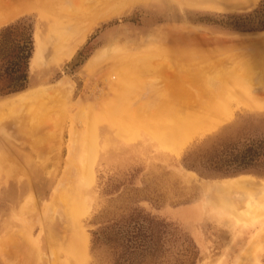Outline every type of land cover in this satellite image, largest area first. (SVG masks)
Listing matches in <instances>:
<instances>
[{
  "label": "rangeland",
  "instance_id": "rangeland-1",
  "mask_svg": "<svg viewBox=\"0 0 264 264\" xmlns=\"http://www.w3.org/2000/svg\"><path fill=\"white\" fill-rule=\"evenodd\" d=\"M64 1L72 2V0H52L46 7L19 14L1 23L0 29L25 18L34 23L35 34L37 31H44L43 35H47L48 28L55 20L57 21L60 16L64 19L67 17L68 2ZM77 1L72 3L79 5L80 2ZM83 1L81 4L88 3V0L87 3L86 0ZM111 1L109 3H113ZM116 2V7L114 5L113 8L117 10L81 24L74 36H80L83 40L73 48L71 55L55 62V65L32 67L36 52L35 39V52L30 63L27 90H35L44 85L58 86L60 92L63 91L62 94L65 95L59 96V99L66 100L63 99L62 102L58 99V102L48 103L53 108L39 105L32 109L26 108L30 111L15 112V110L14 113L9 111L8 113L5 111L6 114L0 113V153L3 151L1 154L6 157L2 159L3 161L0 160L2 170L0 172V239L2 242L7 240L8 246L12 247L11 239L15 236L13 232L19 230L23 224L18 219L20 209L24 205L31 204V197L37 200L39 208L51 203L68 159V149L71 145L69 135H73L76 129L75 134L78 135L81 144L89 145L86 157L88 154L91 162L88 182L80 196L85 203L82 211L74 213V228L78 229L74 233L77 235L74 239L79 238L82 246L75 256L69 253V249L63 247L59 264H67V261L68 264H111L110 257L106 253L98 255L93 253V233L104 224L121 222L123 217L136 209L164 220L169 225L170 250L166 264H182L186 260L188 262L185 264H235L237 257L251 241L253 233L251 234L249 228L258 223L261 217L264 218V215L256 219L251 218L252 221L249 219L248 224L239 222L238 215L233 213L235 211L233 205L231 206L230 203H226L227 206L230 204L229 207L225 205V208L230 210L231 214H229L221 207L224 206L223 203L212 201L206 195V189L212 191L217 183L233 178L241 180L243 177H250L263 180L264 175L253 173L206 179L185 168V156L195 150L203 151L209 146H212L211 148L225 146L247 138L264 139V112L234 109L231 115H225V118H222L211 130L205 131L203 135L198 133L191 137L188 133L184 139L176 141L177 143L166 145L164 144L166 142L162 141L160 131L144 128V123L138 124L140 123L138 122L134 126L128 121L130 127L123 129L124 122L122 123L121 118L128 112L127 110L132 112V107L146 98L148 95L146 93L150 91L147 86L152 85L150 82L153 80L152 77L149 78V82L145 84L146 89L143 83L139 84L136 78V81L134 80L137 70L134 75L131 70L137 68L132 69L128 66L124 69L126 64L123 66L118 60L122 55H125L124 59L126 55L156 53L162 57L159 60L155 57L153 61L160 70L162 68L163 75L173 74L178 78L188 66L177 64L175 57H172L174 58L172 61L171 55L167 59V56L161 54L162 49L171 50L170 53L177 49L181 53L191 51L194 53L193 57L195 53L200 55L211 52L210 57L229 53L235 50L236 46L233 45L238 43V37L264 32V0H259L253 7L240 6L233 10L224 9L223 5L213 0H116ZM164 57L167 61H164ZM161 60L164 66L159 63ZM170 60L172 63L174 61L177 63L172 65L169 63ZM113 62L114 64H111ZM166 66H169L171 72H167ZM122 68L127 70L126 72L130 69L129 74L132 73V80L137 83L131 84L132 81L129 82L124 78L123 81L120 80L118 72H121ZM203 81L202 85L205 84ZM120 82L123 84H119ZM127 86L130 88L129 91L126 89ZM189 89L190 95L195 96L193 90L196 88L192 90V87H189L188 91ZM15 95L17 94L0 96V105L14 98ZM170 96L166 95V99L169 97L170 102L174 101ZM128 105H132L131 108ZM124 117L123 121L126 119ZM60 127L64 128L61 138ZM130 128L134 130L130 131ZM32 130L35 131L33 136ZM80 142L77 144L79 150ZM10 144H16L22 152H13L8 146ZM204 156L205 154L195 155L191 163L200 166ZM82 158V155L81 158L74 157L80 167L87 162V159L83 161ZM238 197L244 198L247 194L239 193L234 200H238ZM255 198L256 196L252 194L247 197V201L252 202ZM249 209L254 210L251 206L248 212ZM258 211H256L257 216H260L263 210L261 208L260 212ZM82 212L85 214L83 215ZM247 214L243 216L247 218ZM54 217V225L57 228L62 223L56 213ZM36 219L33 218L31 221H38ZM48 226L49 223L45 220L41 225H36L33 237L38 239L41 227L46 230ZM60 227L56 231H60ZM71 229L74 231L73 228ZM71 229H67L68 234L73 232ZM39 241L36 244L38 246L39 243L46 260L44 261L42 257V262H35V257L39 256L36 255L38 248H35V251H32L34 253L31 259H33L29 262L50 264V259L51 261L53 259L46 235L43 234ZM63 243L68 247L67 239ZM2 246L4 255L10 247L4 244ZM184 250H187V254ZM65 251L68 253L66 254ZM262 252L253 264H264V252ZM1 257L3 256H0V264H9L5 263L6 260L3 263L5 255L3 259ZM31 259L29 257L27 260L22 259L23 262L20 261L19 264H24V261L29 264L28 260Z\"/></svg>",
  "mask_w": 264,
  "mask_h": 264
},
{
  "label": "bare ground",
  "instance_id": "bare-ground-1",
  "mask_svg": "<svg viewBox=\"0 0 264 264\" xmlns=\"http://www.w3.org/2000/svg\"><path fill=\"white\" fill-rule=\"evenodd\" d=\"M51 1L52 0H0V24L7 22L11 18H14L19 14L26 13L31 10H36L42 7H46L49 5ZM73 1L75 0H72V2ZM81 1L84 2L83 0ZM81 1L78 0L77 2H80L81 4L82 3ZM92 1L93 2H91V0H88L87 3L86 0L85 1L87 3L86 5L84 4L80 5L78 3L80 6L77 5L76 3H72V2L69 3L70 1L69 2L64 1L65 3L68 2L67 3L68 8L66 7L67 17H65L64 19L62 18V16H60L57 21L55 20L48 28L49 33H47V35H43L44 31L42 32L37 31L35 34L36 52L32 62V67L40 68L43 65L49 67L51 65H55L56 64L55 62H59L60 60H63L65 57L71 55L73 48L78 44H80L81 41L83 40V38L80 39V36L79 37L74 36V33L81 26V24L83 23L86 24L88 23L89 20L94 21L97 18H100L106 14L108 15L112 13L114 10H117L113 8L114 5L116 7V3H117L116 0L115 1L112 0L113 3H109L111 0H92ZM213 1H215V3L217 4L223 5L224 9L226 8L233 10L235 7L237 8L240 6L253 7L259 0H213ZM70 4L71 6H69ZM78 35L79 34H77V36ZM73 36L75 37V39L73 38ZM237 40L238 43L236 45H233L236 46L234 47L235 50H232L229 53L225 52L222 53L221 55L219 54L220 56L217 57H210L211 52L210 54H207L208 53L207 52L206 54L201 53L200 55L195 53L193 57L192 55L194 53H191V51H185V52L183 51L184 53H181L178 52L180 50L177 49V51L174 52L172 51L170 53L169 51L171 50L162 49L163 51H161V54L167 56V59L168 57H170V55L171 58L172 57L176 58V61L178 63L175 61L173 63H177V64L180 63L182 66L183 65L188 66V68L185 69L183 73L178 75V78L174 77L173 74L163 75V73L161 72L162 68L160 70L157 64L154 63L155 57L156 58L158 57V60L162 57V56L159 57L158 56L159 54L157 55L156 53H152V52H142L141 54H137V55L134 54V56L137 58H135L133 55L132 56L126 55V58L124 59L123 57L125 55L119 56L122 59L119 58V60L118 59L117 60L121 62L123 66L126 64L124 69H127L128 66L129 67L131 66L132 69L137 68L131 71L133 72L134 75V72L137 70L138 74L135 72L137 76L134 75L135 76L134 80L136 81L137 79V82H139V84L140 82L143 83L144 85L147 84L151 79L150 77H152L151 80H153L152 82H150L152 83V85L148 84L150 87L147 86L148 91L149 90L150 91L146 93L148 94L146 98L144 97L145 99L144 100L142 99L141 103H139L135 107H132L133 108L132 112H129V110L125 108V110H127L128 112H126V114L123 113L124 115L121 114V117L122 115L123 117L124 116L126 117L124 121H123V117L121 118L122 123L124 122L123 129L124 130L128 129V126L130 127L131 124L135 126L137 125L136 123L138 122H140L138 124L144 123L143 125L144 128H148V129L150 128L152 129V131L153 129L160 131L159 133L162 138V141L166 142L164 144L170 145L171 143L172 145V143L174 144L177 143L176 141H180L184 139L186 137V134L188 133L191 137L198 133H201L203 135L205 131L214 128L215 125H217V123L222 118H225V115L226 116L231 115L234 109H245V110L247 109V110H251V112L252 111L264 112V32L246 37H238ZM127 56L128 58H130L129 59L130 61L126 60L128 59ZM164 58H163L164 61H167L166 57ZM173 59L174 58H172V61ZM120 60H122L123 62ZM134 61H137V63ZM116 63L117 62H115V64ZM159 63L164 64L162 60ZM169 63L170 64L172 63L171 60ZM111 64H114V62ZM177 64H175V66ZM168 67L166 69H168ZM124 69L122 68L121 72H118L120 74L119 75L120 80L123 81L124 78L126 80H129V82L132 81L131 84L137 83L134 80H132L133 75H131L132 73L129 74V72H131L130 69L128 70V72H126L127 70L125 71ZM123 70L129 75L126 73L125 75ZM167 72H171V69L170 71L168 69ZM172 72L174 73V70ZM164 73H166V71ZM174 75H176V72L174 73ZM123 76H125L126 78ZM201 80L202 81L204 80L203 82L205 84L202 85ZM119 84H123V83L120 82ZM57 87L58 86L55 87L53 85H46V86L44 85V87H39L35 90L29 89L25 92L23 91L21 93H17V95H15L14 98L5 101L0 105V113L4 114L5 111L14 113L15 110H16L15 112L21 110L30 111L27 110L26 108L32 109L39 105L50 108L52 107V105H49L48 103H51L52 101L58 102L59 100L60 101L62 100L63 102L64 98L59 99V96L61 97V95H64L62 94L64 92L63 91L60 92L61 90H59ZM189 87H192V90L195 88L197 89V91L196 89L193 90L195 91L196 94V95L194 94L195 96H193V94L190 95L191 90L189 89L190 91H188ZM126 89L127 91H129L130 88L127 86ZM166 95L167 96L171 95L174 101H171L172 102L171 103L170 100H168L169 97H167L166 99ZM116 99L119 100V98ZM128 106H130L131 108L132 105H128ZM128 121L129 123H131L130 125L129 123H127ZM61 127H60V131L64 129V128L61 129ZM131 130L133 131L134 129L130 128V131ZM31 132H33L32 133L33 136L35 131L32 130ZM36 132L37 134H39L38 130ZM75 133H76V129L74 131V134ZM74 134L69 135L70 136L69 141H71V145L68 149V155H67L68 159L65 162L66 163L65 169L63 171L61 178L59 179L51 203H46V204L44 203L45 205L43 204L44 206L42 208H39L38 206L39 204L37 203V200H35L34 197L33 198L31 197V204L24 205L20 209V215L18 219L20 220V222L22 221L23 224L22 226H20L19 230L17 229V231L15 230V232H13L15 236L14 237L11 236L13 238L11 239L12 247L8 246L9 243H7V240L6 241L4 240V242H6L4 243L0 239V253H1L0 256H3L1 257V259H3L5 255V259H3V263L4 260H6L5 263L19 264L23 262V260H27L28 257L29 259H31L32 254L34 253L32 251L33 250L35 251V248H38L36 250L37 251L36 255L37 254L39 255L37 256L39 260L37 261V258L35 257L36 259L35 262H40L43 259L45 261L46 255H44V252L39 247L40 246L39 243L38 246L36 244V242H40L39 240L43 236V234L46 235L47 241L49 242L48 245H49V250L51 252L50 255L53 259L52 261L50 259V262L52 264H59L60 253L63 251L62 250L63 247H65L64 249L67 250L69 249V253H71V255L73 256L78 254V252L81 250L82 243L80 242V239L79 238H77V240L74 239L76 235L74 233L78 230V229L76 230V227L74 228L75 225L74 213L82 211L83 209L85 201L80 196L83 192L84 186L88 182V178L91 171V162H90V156L88 154L86 157V150L89 151L88 148L89 145L86 146L81 144L78 135L77 134L74 135ZM59 135H60L59 137L61 138V136L63 135V130L59 133ZM79 142H80V150L77 148V144ZM8 146L15 153L22 152V150H20V148L16 146V144L15 145L10 144ZM1 153H0V160H2L3 158L6 159V157ZM60 153H61V149H60ZM77 154H79V156H77ZM21 155H23V153H21ZM81 155L83 156L82 160L85 161L87 159V162L83 163L82 166L80 167L75 161L74 157L81 158ZM59 163H58V169L60 166ZM0 172H2L1 168H0ZM215 186L216 188L214 189L211 188L212 191L206 189L207 190L206 195L209 196L212 201L223 203L224 206L223 205L221 206V204L218 205L223 207L224 211L229 212V214H231L229 208H227L228 210L225 208L227 206L226 203H230L231 206L233 205L232 208L235 211L234 210L232 211H234L233 212L234 215L239 216V217L237 216L238 220L239 219L241 220L242 218V221L239 220V222H246V224H248L249 219L252 221L251 218L256 219L264 215V179L256 180L250 177H243V179L237 180L233 178L222 183H217ZM239 193H242L244 195L247 194L248 198L253 194L254 196H256V198L252 202H248L247 197L244 198L238 197V200H234L235 197H237V194ZM230 204H228L227 207H229ZM249 206H251L252 209L254 210L249 209L248 212ZM261 208L263 211H261L260 216H257L258 213H256V211L259 210L258 212H260ZM54 212L56 213V216L59 217V220L62 223V225H60L61 227L59 226L60 231H56L59 227L56 228L54 225L55 223ZM243 212L246 213L244 214ZM82 214L84 215L85 213L82 212ZM246 214L250 216L249 218L247 216L248 219L246 218V216H243ZM251 214L254 215L252 216ZM219 215H221V213ZM33 218H37L36 220L38 221L35 222L31 221ZM43 220H45V222H48L49 226L46 227L47 228L46 230L45 228L42 229L41 227L40 230L41 232L38 235V239H35L33 237V230L36 225L39 224L41 225ZM263 221L264 218L261 217L258 223H255L251 228H249V231L250 230L252 231L251 234L253 233L251 241L237 257L235 264H253L254 262H256L255 261L256 257L259 254H261L262 251L264 252V222ZM69 228L70 229L73 228L74 231L71 229L73 232L70 230L72 233L68 234L67 229ZM66 239L68 240V244H67L68 247L65 246L66 242L65 245H63L64 244L63 242ZM3 244L5 246L7 245L8 247H10L9 250L4 252V255H3L4 250L2 251ZM67 253L68 252H66V254ZM42 257L44 258L42 259ZM32 259L28 260L29 264H31L29 261H32ZM65 261H67V259ZM24 262H25L24 264H26L27 261ZM68 263L69 262L67 261V264Z\"/></svg>",
  "mask_w": 264,
  "mask_h": 264
},
{
  "label": "trees",
  "instance_id": "trees-1",
  "mask_svg": "<svg viewBox=\"0 0 264 264\" xmlns=\"http://www.w3.org/2000/svg\"><path fill=\"white\" fill-rule=\"evenodd\" d=\"M34 52L35 27L31 20L23 18L0 29V96L28 89ZM211 147L185 156V168L206 179L253 173L264 175V139L247 138ZM197 154H205L200 166L191 163ZM169 243V225L136 209L121 222L99 227L93 233L92 251L97 255L106 253L111 264H166ZM184 253L187 254V250Z\"/></svg>",
  "mask_w": 264,
  "mask_h": 264
}]
</instances>
